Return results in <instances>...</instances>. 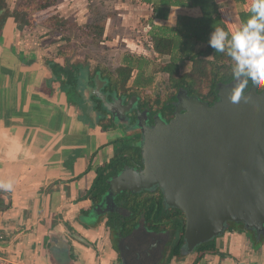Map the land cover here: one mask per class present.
Segmentation results:
<instances>
[{
	"label": "crops",
	"instance_id": "1",
	"mask_svg": "<svg viewBox=\"0 0 264 264\" xmlns=\"http://www.w3.org/2000/svg\"><path fill=\"white\" fill-rule=\"evenodd\" d=\"M216 1L225 10L227 0ZM191 10L200 15L171 7L149 30L172 26ZM26 27L7 17L0 31V181L13 182L12 191L0 189L7 204L0 210L3 256L16 264H264V232L253 237L242 225L213 239L214 250L182 249L169 260L163 230L144 222L134 234L112 230L110 213L93 211L86 193L125 134L99 119L83 85L70 90L54 74L65 44L40 46L24 37Z\"/></svg>",
	"mask_w": 264,
	"mask_h": 264
},
{
	"label": "water",
	"instance_id": "2",
	"mask_svg": "<svg viewBox=\"0 0 264 264\" xmlns=\"http://www.w3.org/2000/svg\"><path fill=\"white\" fill-rule=\"evenodd\" d=\"M102 83L96 74L94 85L84 89L101 101L115 126L128 125L139 133L141 166H125L111 177L93 211L108 197L101 211L121 214L115 207L118 194L157 189L163 203L185 218V251H194L236 224L253 237L264 232V90L258 93L253 85L239 103H232L228 93L234 81L220 84L212 104L180 90L169 121L156 114L150 124L147 112L135 108L136 121L129 125L127 113L135 97L126 104L124 96L108 101ZM168 238L173 239L170 232Z\"/></svg>",
	"mask_w": 264,
	"mask_h": 264
},
{
	"label": "trees",
	"instance_id": "3",
	"mask_svg": "<svg viewBox=\"0 0 264 264\" xmlns=\"http://www.w3.org/2000/svg\"><path fill=\"white\" fill-rule=\"evenodd\" d=\"M13 9L8 7L7 0H0V31L7 17H13L20 27L31 26L34 23L33 14L50 7L55 0H24ZM240 7L239 23L241 24L248 17L247 0H233ZM151 6V14L147 19L150 27H153L155 19L166 20L171 7L198 8L200 18H182L179 22V28L192 29L190 33L176 34L169 27H157L150 30V36L154 41V49L160 56H167L168 61L163 65H154L148 56L143 54H134L126 52L122 54L119 68L134 70L135 77L132 80L128 91L121 89V76L115 70H105L100 65L89 69L77 61L72 62L74 52L77 48L75 45H68L74 37L91 38L92 42L98 43V47L103 45L104 27L98 22H88L78 26L79 34L72 35L70 26H67V20L59 19V25L66 27L65 31L61 30V36L58 39L63 43L57 56L60 59L52 64V70L56 75L64 76V84L70 90H75L79 84L86 86L94 85V77L99 74L103 88L102 91L107 93L108 101L113 96L121 98L124 96V104L131 97L133 100L131 111L127 113L130 117L129 125L136 121L137 108L145 111L149 117V123L153 124V117L159 114L164 120L169 121L175 111V102L180 90L187 93L188 96L197 97L200 101L212 104L217 100V89L220 84H228L233 80L232 61L226 53H220L213 50L209 44V35L214 26L224 27L230 32L227 22L221 14V6L216 0H143ZM55 19V17H53ZM61 22V23H60ZM195 22V27L193 26ZM188 28H185L187 27ZM180 28V29H181ZM58 28H49V34H55ZM183 29V30H184ZM71 30V31H70ZM173 31V32H172ZM73 36V37H72ZM190 62L191 67L188 71L180 73L179 65L182 62ZM167 75V85L163 93L145 94L144 90L154 84L156 73ZM79 78L81 81L79 82ZM254 84L249 81V86L245 92ZM204 88L206 89L204 91ZM258 88H261L258 86ZM264 88V87H263ZM88 99L99 119H106V125L113 126L114 122L111 115L103 108L101 101L86 89ZM118 121V120H117ZM124 120L123 122H125ZM139 133L127 134L117 142L114 155L108 163H105L96 169V177L86 193L93 205L97 204L102 195L109 187L108 180L118 174L125 166L140 167L141 153L137 145ZM149 191L138 193L123 191L115 197V202L128 215L119 213H110L108 215L107 225L114 231H120L121 234H128L132 228L137 225L138 219H143L147 227L156 231H168L173 235V245L170 249L168 260L181 253L183 249V232L185 221L183 214L174 208L167 207L162 200L159 190L155 195H150ZM3 192L0 190V210L7 204L2 199ZM213 239L199 245L195 250L203 253L214 250Z\"/></svg>",
	"mask_w": 264,
	"mask_h": 264
},
{
	"label": "rangeland",
	"instance_id": "4",
	"mask_svg": "<svg viewBox=\"0 0 264 264\" xmlns=\"http://www.w3.org/2000/svg\"><path fill=\"white\" fill-rule=\"evenodd\" d=\"M36 1L40 2V0ZM20 2L21 0H7L10 10L15 8ZM22 3H25V1L22 0ZM133 3H141L140 6L143 9L133 14L130 12L132 10L130 7H133ZM144 3L143 0H55L47 9L37 11L33 14L34 23L25 28L24 37L31 42H38L40 46H50L51 43L57 45L63 42L58 37L61 36V30L65 31L66 25L71 27L72 35L74 36V34H79V31H77L79 30L78 26L88 22H98L105 29L102 40L103 45L98 47V43L92 42V39L89 37L86 39L84 37H74L72 42L68 43V45L73 44L77 46L73 59L84 65H89L91 69L100 65L106 71L115 70L117 73L123 74L121 76L122 81L120 86L122 90L128 91L136 72L134 70L119 68L122 54L132 52L134 54L146 55L152 61V64L156 66L163 65L168 61L167 56L158 55L154 49V41L149 35L150 26L147 24L146 19V14H148L146 11H148L149 7L151 9V6L148 4V7ZM225 6V10H222L221 14L227 22L230 31H232L240 25V7L233 0H227ZM184 17L193 19L200 18L201 15H198L197 11L191 10L190 16H178L176 22L173 21L174 24L172 26L165 27L172 28L174 30V32L172 31L173 35L190 33L192 29H189L188 26L185 27L188 28L186 30L181 27V29L179 28V22ZM59 19L67 20L66 25H59L57 22ZM195 25L194 22L193 26L195 27ZM50 27L58 28L55 34H49ZM178 67L180 73H183L190 69L191 63L188 61L182 62ZM167 80L166 74L156 73L154 84L147 87L144 93L152 94L153 96L156 93H163L164 96ZM124 126L125 128L118 126L123 134L134 133L128 129V125ZM108 203L109 199L106 197L104 204L100 206L99 210L105 209ZM115 207L121 214H125V210L120 208V206ZM170 241L168 248L174 242L172 239Z\"/></svg>",
	"mask_w": 264,
	"mask_h": 264
},
{
	"label": "clouds",
	"instance_id": "5",
	"mask_svg": "<svg viewBox=\"0 0 264 264\" xmlns=\"http://www.w3.org/2000/svg\"><path fill=\"white\" fill-rule=\"evenodd\" d=\"M208 44L232 61L230 102L239 103L244 98L249 81L264 87V0H251L247 19L230 32L213 25ZM0 189L12 191L13 182L0 181Z\"/></svg>",
	"mask_w": 264,
	"mask_h": 264
},
{
	"label": "flooded vegetation",
	"instance_id": "6",
	"mask_svg": "<svg viewBox=\"0 0 264 264\" xmlns=\"http://www.w3.org/2000/svg\"><path fill=\"white\" fill-rule=\"evenodd\" d=\"M263 90H264V88L261 87V88H258V89H257V92L260 93V92H262ZM174 112H175V111H174ZM156 190H157V189H156ZM156 190H151V191H149L148 193H150V195H155V194H157V193H156ZM183 217H184V216H183ZM184 221H185V218H184ZM139 222H140V223H143V219H138V220H137V223H139ZM233 225H234V224H233ZM237 225L239 226V225H241V224H236V226H237ZM161 232H162V231H161ZM163 232H164V233H163L162 235H163V237L166 239V238L168 237V231L165 230V231H163ZM172 241H173V239H172Z\"/></svg>",
	"mask_w": 264,
	"mask_h": 264
},
{
	"label": "built area",
	"instance_id": "7",
	"mask_svg": "<svg viewBox=\"0 0 264 264\" xmlns=\"http://www.w3.org/2000/svg\"><path fill=\"white\" fill-rule=\"evenodd\" d=\"M0 264H16L12 261H10L9 259H7L5 256L2 255V253L0 252Z\"/></svg>",
	"mask_w": 264,
	"mask_h": 264
}]
</instances>
